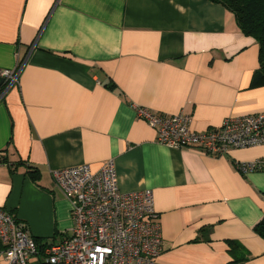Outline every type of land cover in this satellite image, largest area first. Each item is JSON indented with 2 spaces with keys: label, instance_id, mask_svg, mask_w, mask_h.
I'll list each match as a JSON object with an SVG mask.
<instances>
[{
  "label": "crops",
  "instance_id": "crops-1",
  "mask_svg": "<svg viewBox=\"0 0 264 264\" xmlns=\"http://www.w3.org/2000/svg\"><path fill=\"white\" fill-rule=\"evenodd\" d=\"M259 47L211 0H0V210L37 242L70 236L52 172L113 161L123 193L149 190L162 236L153 264H264V145L214 157L168 148L138 117L218 128L264 111ZM0 93L7 85L0 84ZM259 161L242 174L236 163ZM29 264H40L34 258Z\"/></svg>",
  "mask_w": 264,
  "mask_h": 264
},
{
  "label": "built area",
  "instance_id": "built-area-1",
  "mask_svg": "<svg viewBox=\"0 0 264 264\" xmlns=\"http://www.w3.org/2000/svg\"><path fill=\"white\" fill-rule=\"evenodd\" d=\"M0 70L6 89L18 85V73ZM138 117L156 130L158 143L168 148H198L219 157L230 149L264 145V111L231 117L218 128L203 132L190 129L191 118L182 113L154 116L145 109ZM0 151V165L4 163ZM259 161L236 163L242 174L262 169ZM52 179L70 206V236L55 244L37 242L26 225L0 210V264H153L162 252L161 230L149 190L123 193L118 188L113 161L93 172L78 165L52 172Z\"/></svg>",
  "mask_w": 264,
  "mask_h": 264
},
{
  "label": "trees",
  "instance_id": "trees-1",
  "mask_svg": "<svg viewBox=\"0 0 264 264\" xmlns=\"http://www.w3.org/2000/svg\"><path fill=\"white\" fill-rule=\"evenodd\" d=\"M231 13L239 31L255 40L259 47V69L252 79V87H264V0H211ZM2 86H0L1 88ZM253 231L264 240V213Z\"/></svg>",
  "mask_w": 264,
  "mask_h": 264
},
{
  "label": "water",
  "instance_id": "water-1",
  "mask_svg": "<svg viewBox=\"0 0 264 264\" xmlns=\"http://www.w3.org/2000/svg\"><path fill=\"white\" fill-rule=\"evenodd\" d=\"M3 82V80L2 79H0V84Z\"/></svg>",
  "mask_w": 264,
  "mask_h": 264
},
{
  "label": "bare ground",
  "instance_id": "bare-ground-1",
  "mask_svg": "<svg viewBox=\"0 0 264 264\" xmlns=\"http://www.w3.org/2000/svg\"><path fill=\"white\" fill-rule=\"evenodd\" d=\"M261 171V170H260Z\"/></svg>",
  "mask_w": 264,
  "mask_h": 264
}]
</instances>
